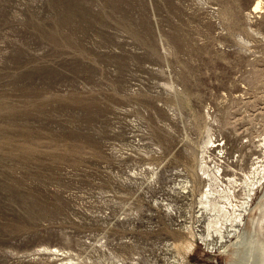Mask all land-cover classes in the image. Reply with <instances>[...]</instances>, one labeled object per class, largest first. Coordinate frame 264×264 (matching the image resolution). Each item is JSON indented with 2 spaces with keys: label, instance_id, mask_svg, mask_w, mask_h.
I'll return each instance as SVG.
<instances>
[{
  "label": "rangeland",
  "instance_id": "1",
  "mask_svg": "<svg viewBox=\"0 0 264 264\" xmlns=\"http://www.w3.org/2000/svg\"><path fill=\"white\" fill-rule=\"evenodd\" d=\"M257 1L0 0V264H264Z\"/></svg>",
  "mask_w": 264,
  "mask_h": 264
},
{
  "label": "bare ground",
  "instance_id": "2",
  "mask_svg": "<svg viewBox=\"0 0 264 264\" xmlns=\"http://www.w3.org/2000/svg\"><path fill=\"white\" fill-rule=\"evenodd\" d=\"M262 9V1L261 0H258L257 2H255V4L253 5V8H252V11L253 13L255 12H258V11H261ZM251 11V12H252ZM262 168V166H261ZM204 171V174H207L208 178L210 177L211 179L215 180L216 177H213L215 175H213L212 173L210 172H207L205 169H203ZM262 178H264V169H256L253 173H252V176L249 177L248 181L245 182V186H246V191H245V194H244V198L242 199V201L238 204H235L233 206H231L232 210L231 211H224L223 208H217L216 207V202L214 203V201L212 202L211 200L207 199V195H208V192H205L204 193V197L206 198L205 201H201L200 203H202L203 205V208L204 207H211L213 209V211L215 210L217 215L214 217L215 219H209L208 223H207V229H213L215 234H216V237L218 238L216 241H215V246L218 244V243H221L224 239H225V234L226 235H236L237 237H239L240 235V230H241V227L244 225V222H245V217H247L248 215V211L250 210V205H251V202H252V196L254 195L255 193V190L257 189L256 185L257 183H260V181L262 180ZM263 181V180H262ZM261 181V182H262ZM209 187V186H208ZM264 187V186H263ZM210 188V187H209ZM211 190V189H209ZM214 191V190H213ZM213 193V192H212ZM210 195H211V192H210ZM209 196V195H208ZM224 198L227 200V195L225 194L224 195ZM262 202V200H261ZM219 207V206H218ZM226 208V207H225ZM252 208V207H251ZM208 209V208H207ZM209 210V209H208ZM225 210H228V209H225ZM255 210V209H254ZM253 210V211H254ZM263 210V209H262ZM215 213V214H216ZM218 215H223L226 217V221H228V225L229 226V230H225L223 231L222 229V223L217 221L216 217ZM253 215V214H252ZM212 218V217H211ZM248 218V217H247ZM252 219V217H251ZM250 223V222H249ZM259 224L261 226H264V218L262 216H260L259 218ZM244 228V227H243ZM242 228V230H243ZM246 228V227H245ZM230 233H229V232ZM209 233V231H208ZM211 234V233H209ZM228 235V236H229ZM211 236V235H210ZM211 238V237H209ZM204 242V241H203ZM214 242V241H213ZM253 244V243H252ZM206 246V245H205ZM213 246V245H212ZM231 246V245H230ZM236 246V245H234ZM249 247V246H248ZM247 247V248H248ZM241 248V247H240ZM209 249V248H208ZM249 249V248H248ZM249 251V250H248ZM246 252V251H245ZM245 257V256H243ZM248 257V256H247ZM250 259V258H249ZM248 260V259H247ZM261 260V259H260ZM240 264V263H239ZM246 264V263H245Z\"/></svg>",
  "mask_w": 264,
  "mask_h": 264
}]
</instances>
